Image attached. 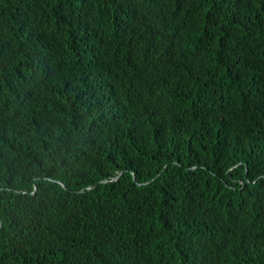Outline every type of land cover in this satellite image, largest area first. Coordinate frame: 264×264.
I'll return each mask as SVG.
<instances>
[{
	"label": "trees",
	"instance_id": "trees-1",
	"mask_svg": "<svg viewBox=\"0 0 264 264\" xmlns=\"http://www.w3.org/2000/svg\"><path fill=\"white\" fill-rule=\"evenodd\" d=\"M0 224V264H264V0H0Z\"/></svg>",
	"mask_w": 264,
	"mask_h": 264
},
{
	"label": "water",
	"instance_id": "water-1",
	"mask_svg": "<svg viewBox=\"0 0 264 264\" xmlns=\"http://www.w3.org/2000/svg\"><path fill=\"white\" fill-rule=\"evenodd\" d=\"M124 172L125 171H122L121 173L117 174L111 181L104 180V181H102V183L107 184V183H110V182L118 181ZM134 181L136 182L137 180L134 178ZM94 187H95V185L91 186L90 189H93ZM33 194H35V191H34ZM0 227H1V225H0Z\"/></svg>",
	"mask_w": 264,
	"mask_h": 264
},
{
	"label": "clouds",
	"instance_id": "clouds-1",
	"mask_svg": "<svg viewBox=\"0 0 264 264\" xmlns=\"http://www.w3.org/2000/svg\"><path fill=\"white\" fill-rule=\"evenodd\" d=\"M36 190H37V189H36V187H35V192H36ZM33 193H34V192H33ZM0 225H1V224H0Z\"/></svg>",
	"mask_w": 264,
	"mask_h": 264
}]
</instances>
